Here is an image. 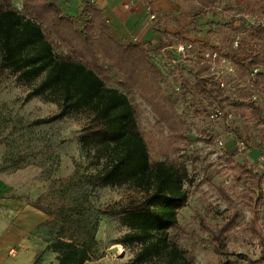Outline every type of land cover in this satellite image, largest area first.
Masks as SVG:
<instances>
[{
  "label": "trees",
  "instance_id": "16d2710c",
  "mask_svg": "<svg viewBox=\"0 0 264 264\" xmlns=\"http://www.w3.org/2000/svg\"><path fill=\"white\" fill-rule=\"evenodd\" d=\"M12 1L0 0V74L9 72L25 82L41 78L24 99L46 97L60 104L57 114L31 124L51 123L73 111L86 113L89 122L80 130L79 141L83 150L93 153L98 162H102L98 173L51 179L48 185L50 193H41L34 201L27 198L30 206L58 225L56 239L47 241V247L57 254L55 264H86L95 241L97 221L87 226H76L70 215L87 209L92 189L125 184L141 189L146 196L142 202L128 209L100 211L107 216H126L130 231L116 243H142V250L137 255L140 261L154 253L166 264H193L186 251L171 239V231L178 224V212L187 202L183 189V185L190 182L187 168L178 158L152 160L138 127L136 106L124 92L107 86L103 76L105 72L116 74L115 82L128 93H138L151 106L157 121L165 123L171 133L177 131V140H182L184 120L175 108L178 97L165 91L169 83L152 56L153 44L149 41L133 43L117 37L104 11L88 3L83 4L77 15L72 17L56 0H21L26 14L15 8ZM141 1L151 15L152 1ZM179 1L181 15L191 23L217 9V0ZM233 1L237 5L242 2L229 0ZM253 2L245 4L239 15L231 16L220 25L217 46H201L202 50H217L229 59L241 55L248 59L250 65H264V48L260 46L264 43V26L247 22L245 27L242 25L247 14L264 17V0ZM226 10L233 11L234 8L227 6ZM160 18L163 25L155 31L161 41L155 50L172 58L171 50L167 49L174 45L173 40L183 44L185 39L177 33L171 35L165 29L173 22L178 23L174 16L163 13ZM235 37L239 43L233 49ZM82 54L92 59L93 64L83 60ZM173 57L176 56L173 54ZM193 57L196 58L187 78L178 69L176 82L181 91L180 98L190 97L198 103L230 108L243 120L264 128L259 109L242 95L230 98L224 89L219 88L202 58L198 59L197 53ZM101 58L106 67L98 63ZM236 70L243 78L245 71L242 66L236 65ZM262 83L264 78L259 77L257 85ZM202 135V140L213 141V136L208 133ZM258 145L264 148V142ZM21 160L16 159L0 167V172L6 167L21 168ZM226 162L252 217L247 233L257 239L258 259L264 263V230L258 225L264 207V168L236 163L232 166L231 158H226ZM221 192L227 198L228 207L234 210L229 192L224 189ZM237 217L233 211L219 227V234L215 237L220 242L225 244L229 234L238 230ZM37 262L36 257L33 264Z\"/></svg>",
  "mask_w": 264,
  "mask_h": 264
},
{
  "label": "rangeland",
  "instance_id": "374dc122",
  "mask_svg": "<svg viewBox=\"0 0 264 264\" xmlns=\"http://www.w3.org/2000/svg\"><path fill=\"white\" fill-rule=\"evenodd\" d=\"M253 1L242 0L241 3L238 2L241 5H237L234 1L217 0L215 12L207 13L191 23L181 15V2L168 0V7L164 8V11L159 10L156 19L153 18L155 21L158 19V26H162L161 14L174 16L178 23L173 22L165 29L171 35L177 33L185 39L183 44L180 43L181 46L191 43L190 49L183 46V51H178L176 47L179 43L176 39L173 40L174 45L167 49L171 50L169 53L172 58L155 50L159 43L153 45L152 52L154 60L169 83L165 89L166 93H173L178 97L175 108L184 120L182 140H177V131L171 133L165 123L157 121L151 106L141 99L138 93H128L117 84L116 74L105 72L103 75L107 86L124 92L136 106L138 127L147 142L152 160L178 158L187 168L190 182L183 185L187 202L178 212V224L171 231V239L186 251L193 264H264L258 259L257 239L247 233L248 223L252 222L250 211L244 204L241 188L231 178L232 170L226 162V158H231L232 166L236 163L251 168H264V162L258 158L259 151L264 150L258 145L259 142H264V128L255 122L243 120L233 112V124L249 145L245 152L239 153L231 144L233 138L223 122L214 123L208 120L207 111L212 106L198 103L190 97L180 98L181 91L176 82L178 69L183 77L190 75L196 50L208 45L217 46V30L220 25L231 16L239 15V10L244 8L245 4H253ZM12 4L22 14H26L22 9L21 0H13ZM157 4L162 8L164 3L157 0ZM227 6L234 10H226ZM242 25L245 27L246 21ZM260 44L264 48V43ZM173 54L176 57H173ZM81 56L83 60L93 64L92 59L83 54ZM98 63L107 66L102 58ZM179 64L181 66L176 68ZM222 70L223 79L227 81L230 91L244 97L251 93L249 88L237 84L233 75L224 68ZM40 80L41 78H38L25 82L9 72L0 74V167L7 166L13 160L23 159L21 168L6 167L0 172L4 185L3 196H16L23 199L27 205L28 200L34 201L41 193H50L48 185L51 179L60 180L71 174H95L102 169V162H98L93 153L83 150L79 141L80 130L89 122L86 113L73 111L51 123L31 124L35 120L57 114L60 109L58 102L46 97L24 99L27 92ZM206 133L213 136L211 143L201 139L202 134ZM219 141L223 146H218ZM221 189L229 192L234 210L228 207L227 198ZM145 196L144 191L127 184L96 187L91 190L87 209L82 213L70 215L76 226H87L97 221L95 241L89 250L86 264H166L154 253L142 261L137 260V255L143 247L142 243H116L117 239L130 231L126 216L100 214V211L131 208L142 202ZM233 211L238 215V230L232 231L224 244L215 236L219 234V227L227 221ZM45 217L48 218L49 225L44 230L40 226L32 231L42 241L53 242L58 225L50 217ZM258 225L264 230V207ZM36 256L38 261L44 257L46 264L56 263L57 254L48 247L42 252L37 251Z\"/></svg>",
  "mask_w": 264,
  "mask_h": 264
},
{
  "label": "crops",
  "instance_id": "0c3cea01",
  "mask_svg": "<svg viewBox=\"0 0 264 264\" xmlns=\"http://www.w3.org/2000/svg\"><path fill=\"white\" fill-rule=\"evenodd\" d=\"M151 1L152 14L156 19L157 12L168 7V0H161L164 3L162 8L158 6L157 0ZM86 3L104 11L117 37L133 43L149 41L153 45L161 41L160 35L155 31L159 27L158 19H150L149 9L141 0L58 1L65 13L72 17ZM3 186L0 176V264H33L37 251H44L48 244L47 241L37 238L33 231L40 226L44 230L49 225V220L47 221L48 218L42 212L27 205L23 199L3 196ZM11 249L15 250L13 255L9 254ZM37 264H46L45 258H41Z\"/></svg>",
  "mask_w": 264,
  "mask_h": 264
},
{
  "label": "built area",
  "instance_id": "2783aa9c",
  "mask_svg": "<svg viewBox=\"0 0 264 264\" xmlns=\"http://www.w3.org/2000/svg\"><path fill=\"white\" fill-rule=\"evenodd\" d=\"M155 18L153 14L150 15V19ZM244 19L250 25L259 24L264 26V17H258L256 15H245ZM239 43L238 37H235L232 40V48H237ZM177 46L178 51H183L184 47L186 49L191 48V44L181 46L180 43ZM197 58H202V61L205 62L209 67V73L214 76L219 88L224 89L226 94L230 98H234L239 94L234 93L229 90V85L227 81H224L223 70L224 68L229 74L233 75V79L237 84L245 86L251 90V93L246 96V100L249 104H252L255 108L259 109L262 120H264V83L257 85V79L259 77L264 78V65H250L245 56L235 55L232 59L221 55L217 50H210L206 48L202 50L201 48L197 49ZM236 65L242 66L245 71L244 77L240 78L236 70ZM234 110L230 108H220L219 106L213 104L207 111V117L210 122L221 121L230 131V135L233 138L231 144L239 152L243 153L248 148L247 140L238 133V129L233 124L235 119ZM218 146H223V143L219 141ZM259 159L264 162V150L259 151ZM9 254H14V249L9 251Z\"/></svg>",
  "mask_w": 264,
  "mask_h": 264
}]
</instances>
